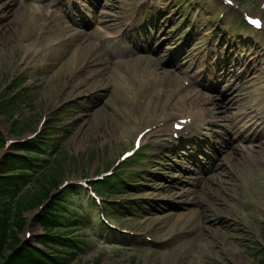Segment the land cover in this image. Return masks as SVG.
<instances>
[{
    "label": "rangeland",
    "instance_id": "rangeland-1",
    "mask_svg": "<svg viewBox=\"0 0 264 264\" xmlns=\"http://www.w3.org/2000/svg\"><path fill=\"white\" fill-rule=\"evenodd\" d=\"M243 1L250 9L258 10L264 5V0ZM140 2L98 0L95 10L100 13L101 10H107L118 15L116 10L122 8V12L132 13L137 10ZM167 4L169 8L172 1ZM19 5L18 1L3 0L0 3V88L4 95L3 101L9 98L11 101L10 107L4 112L2 108L0 110V129L9 139L31 135L40 127L39 136H43L42 139L48 145H56V151L51 156L50 167L37 175L35 181L24 187L17 196L8 229L7 254L15 251L20 239L25 238L26 231L35 234L36 239L51 230L70 239L74 238L68 241V247L59 246V243L65 241L54 245L67 257V264H263L264 249L260 247L264 244V169L255 167L250 157H233L225 150L220 159V164L223 163L219 171L208 175L203 173L205 167L202 160L198 162L201 168H195L193 156L189 152L174 157L175 161L158 163L150 160L160 175L148 173L144 168L142 170L148 164L144 162L147 159L141 162L144 164L136 166L118 162L125 150L133 148L137 132L147 120L152 119H148L150 116H169L170 110L163 105L162 99L166 101L168 98L171 101L174 97L172 90L179 79L174 74H168L167 70H174L175 67L167 63V59H162L165 74L163 70L155 68L153 60L121 64L106 62L99 67L101 78L91 79L85 76H89L93 70L80 73L74 71L77 65L74 68V61L69 60L73 58V50H69L68 57L51 55L47 59H39L37 46H34L32 53H26L28 48V52H31L35 39L26 43L22 40L23 35L17 33L18 30L26 32L24 26L29 20L27 11L30 7L21 10ZM165 14L162 12L161 16ZM202 16L218 23L214 5L206 6ZM168 19L167 16L162 24ZM168 23L163 31L170 29ZM173 24H177V21ZM88 33L95 34V28L88 29ZM153 39L160 42L158 37ZM205 39L202 37L200 41L207 44ZM24 45L28 48H24ZM105 49L113 50L112 44H106ZM80 55L85 61L84 54ZM110 65L112 71L107 75ZM132 68L137 69V72ZM177 70H180L179 78L186 71L185 68ZM88 78L89 82H86ZM136 89L140 90L141 109L137 106ZM239 106L243 108L240 102L233 101L229 115H234ZM145 140L144 136L142 143ZM4 150V144L0 141V158ZM123 165L132 171L142 170L145 178L138 176L139 188H126L129 191L126 193L120 187L122 192L116 194H113L117 190L115 182L119 185L121 183L117 178L112 183L101 180L98 184H106L103 192L105 198H157L156 202H140L143 203L142 208L133 203L112 207L109 201L101 200L100 206L111 209L109 217L112 223L140 233L136 241H131L134 243L133 249L128 245L126 249L111 243L116 241L112 240L113 236H121L120 231H111L100 222L95 205L79 187L72 190L80 191L82 198L75 197L78 199L75 201L71 197L76 206L77 201L81 203L73 213L76 220L70 222V226H65L69 222L64 221L61 224L56 222L60 225L53 228H42L41 222L45 220L43 215H46V211L39 204H46L53 197L59 182L64 179L79 180L85 176H104L107 171L120 170ZM213 174L215 177H212ZM73 183L79 186L77 181ZM17 197L10 206H13ZM164 199H170L173 204ZM3 201L0 198V216L3 215L1 211L7 207V202ZM126 234L135 238L130 233ZM144 235L159 241L172 240L162 245H153L147 242Z\"/></svg>",
    "mask_w": 264,
    "mask_h": 264
},
{
    "label": "bare ground",
    "instance_id": "bare-ground-1",
    "mask_svg": "<svg viewBox=\"0 0 264 264\" xmlns=\"http://www.w3.org/2000/svg\"><path fill=\"white\" fill-rule=\"evenodd\" d=\"M37 2H35V0H31V2H29L28 4H25V2L23 4L20 3L19 7L20 9L22 10H25V7L26 6H30L28 11L29 12V20H28V23L25 24V28H35L39 22H38V19H37V15L39 12V10L42 8V5H41V1L40 0H36ZM40 1V2H39ZM21 17L23 18V14H21ZM21 18V19H22ZM73 25V24H71ZM69 26V25H67ZM67 26H63L62 24L60 25V29H59V32L60 31H64L62 36H59L57 39L61 38L60 39V42L59 44H57L55 47H52V49L50 50L49 49V46H45V51H43V54H41V56H47L49 55V53H51L52 55L54 56H57V57H61L63 55H67L69 54V50L71 48V44L74 42L75 40V36L77 35L76 34V30H73ZM27 36L29 37V41L33 40V37L30 35V33L27 34ZM32 43H35V40H33ZM24 48H28L27 46L24 45ZM27 51H30V49L28 48ZM73 58L69 59L71 61H79V55L77 54V48L76 50L74 51L73 53ZM70 57V56H69ZM75 58V59H74ZM67 59V58H66ZM73 59V60H72ZM68 62V61H67ZM70 63V62H69ZM74 63L72 62V65ZM68 65V63H67ZM71 65V66H72ZM74 66V65H73ZM82 65H77L76 66V70L80 69ZM182 70V69H181ZM178 73H175V78H177L178 76ZM90 79V78H89ZM96 82V81H95ZM189 99L188 96H185V95H180L178 98H177V101L175 102V105H180V106H184L185 104H189V106H191V108L189 109V106L184 109L183 108V112L180 114H184L183 117H193L194 114L192 113V110L193 108L196 106V107H199L202 109V111H200L199 113H205V114H209L211 116H214L215 113H217V111L220 110V108H223L224 106L219 103V102H216V101H213L211 106H206V105H203L206 101V98H204L201 94H195V96L193 95L192 97V100L190 99V103H189ZM165 106L168 105V102L167 100L164 102ZM224 109H228V106L229 104H225ZM221 105V106H220ZM220 106V107H219ZM219 107V108H218ZM189 109V110H188ZM180 113V112H179ZM177 113V114H179ZM231 117V116H230ZM233 138L234 139H237V138H240V140H242L245 135H243L241 133V129L238 128V130H235L233 132ZM242 142V141H241ZM258 142V141H257ZM258 145V146H256ZM249 148V147H248ZM244 148V146L242 144H239V143H232L230 144V154L233 156V157H237L238 155H241V157H244V158H251V161H253V165L255 167H260L259 165L264 163V145H259L258 143L256 142H250V148ZM226 153V152H225ZM243 153H245L243 155ZM231 156V157H232ZM240 157V156H239ZM230 158V157H229ZM243 159V158H242ZM222 160V159H221ZM225 160V159H224ZM227 160V159H226ZM240 161V160H239ZM223 163V162H222ZM221 163V164H222ZM226 163V162H225ZM232 163V162H231ZM220 164V165H221ZM237 164V163H236ZM241 164V163H239ZM232 166V164H230ZM230 166V167H231ZM229 167V166H228ZM235 168V167H234ZM234 170V169H233ZM232 172V171H231ZM234 172V171H233ZM237 172V171H236ZM235 172V173H236ZM219 176V175H218ZM215 177V175H214ZM221 177V176H220ZM211 179V178H209ZM213 179V178H212ZM222 179V178H221ZM206 180V179H204ZM220 180V178H219ZM211 181V180H210ZM215 183V182H214ZM216 184V183H215ZM221 223V222H220ZM222 225V224H221ZM222 227V226H221Z\"/></svg>",
    "mask_w": 264,
    "mask_h": 264
},
{
    "label": "trees",
    "instance_id": "trees-1",
    "mask_svg": "<svg viewBox=\"0 0 264 264\" xmlns=\"http://www.w3.org/2000/svg\"><path fill=\"white\" fill-rule=\"evenodd\" d=\"M0 140L2 139V135L0 134ZM22 148H27L29 150H38L39 146L36 144V142H29ZM30 165L31 161L27 160L26 162L22 159H15L7 157L3 161L2 165V172L6 173L8 170L13 168H18L16 166L19 165ZM27 179V176L25 174L23 175H3L0 176V197H12L16 193L17 189L20 187L21 182H24ZM10 207H6L4 210L1 211L3 215L0 216V264H39L42 260L45 263L47 261L48 264H65L67 259L66 257L62 256L60 251L58 249L54 248V252H52L49 255H43L42 253H39L34 247L26 246L23 249H19L15 252H12L11 254H7V243L9 242V235L7 233V226H9V221H7L10 217ZM52 214L53 216L55 211L57 213H61L62 210L59 209V207L52 208ZM54 211V212H53ZM51 215H47V217H51ZM46 218V217H45ZM48 225V222L45 223ZM49 233V232H47ZM43 238H46L44 236ZM54 239L61 240L59 236H55ZM53 249V247H52ZM44 258V259H43ZM264 264V263H263Z\"/></svg>",
    "mask_w": 264,
    "mask_h": 264
},
{
    "label": "snow or ice",
    "instance_id": "snow-or-ice-1",
    "mask_svg": "<svg viewBox=\"0 0 264 264\" xmlns=\"http://www.w3.org/2000/svg\"><path fill=\"white\" fill-rule=\"evenodd\" d=\"M252 23H253L255 26H257V27H260V26H261L260 21H258V20H253Z\"/></svg>",
    "mask_w": 264,
    "mask_h": 264
}]
</instances>
